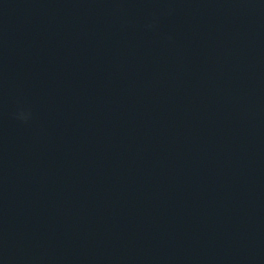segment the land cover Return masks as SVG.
<instances>
[{"label": "water", "instance_id": "water-1", "mask_svg": "<svg viewBox=\"0 0 264 264\" xmlns=\"http://www.w3.org/2000/svg\"><path fill=\"white\" fill-rule=\"evenodd\" d=\"M0 264H264V0H0Z\"/></svg>", "mask_w": 264, "mask_h": 264}]
</instances>
